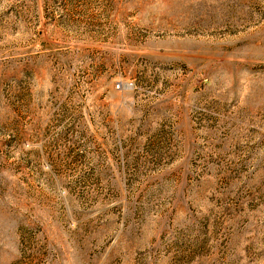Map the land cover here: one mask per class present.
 I'll return each mask as SVG.
<instances>
[{
  "label": "rangeland",
  "instance_id": "obj_1",
  "mask_svg": "<svg viewBox=\"0 0 264 264\" xmlns=\"http://www.w3.org/2000/svg\"><path fill=\"white\" fill-rule=\"evenodd\" d=\"M0 264H264V0H0Z\"/></svg>",
  "mask_w": 264,
  "mask_h": 264
}]
</instances>
